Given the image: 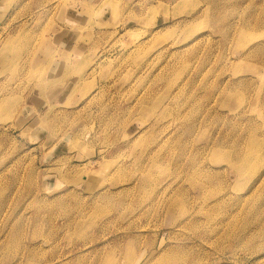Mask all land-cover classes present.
Returning <instances> with one entry per match:
<instances>
[{"label": "rangeland", "instance_id": "1", "mask_svg": "<svg viewBox=\"0 0 264 264\" xmlns=\"http://www.w3.org/2000/svg\"><path fill=\"white\" fill-rule=\"evenodd\" d=\"M0 264H264V0H0Z\"/></svg>", "mask_w": 264, "mask_h": 264}, {"label": "bare ground", "instance_id": "2", "mask_svg": "<svg viewBox=\"0 0 264 264\" xmlns=\"http://www.w3.org/2000/svg\"><path fill=\"white\" fill-rule=\"evenodd\" d=\"M139 45V44H138ZM141 47V46H140ZM67 60V59H66ZM65 59H62V62L64 63V64H66L67 63V66H68V62L66 61ZM51 61V60H50ZM97 63V62H96Z\"/></svg>", "mask_w": 264, "mask_h": 264}]
</instances>
